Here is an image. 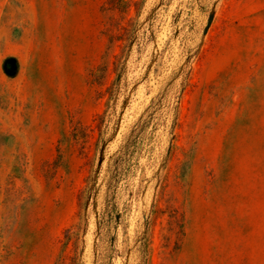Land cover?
Instances as JSON below:
<instances>
[{"label": "rangeland", "instance_id": "rangeland-1", "mask_svg": "<svg viewBox=\"0 0 264 264\" xmlns=\"http://www.w3.org/2000/svg\"><path fill=\"white\" fill-rule=\"evenodd\" d=\"M82 191L79 264H264V0H0V264Z\"/></svg>", "mask_w": 264, "mask_h": 264}, {"label": "trees", "instance_id": "trees-1", "mask_svg": "<svg viewBox=\"0 0 264 264\" xmlns=\"http://www.w3.org/2000/svg\"><path fill=\"white\" fill-rule=\"evenodd\" d=\"M114 65H115V71H117L118 65L116 63H114ZM86 199H87L86 191H82L81 194L79 195V213L77 215V222L65 233L63 246L65 248H68L69 246L74 247V251H73L74 255L72 257L73 264H79L78 249H79L80 235L83 226L84 207H85Z\"/></svg>", "mask_w": 264, "mask_h": 264}]
</instances>
